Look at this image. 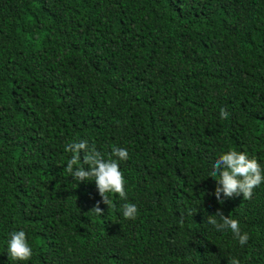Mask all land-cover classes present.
Returning a JSON list of instances; mask_svg holds the SVG:
<instances>
[{
  "label": "trees",
  "instance_id": "16d2710c",
  "mask_svg": "<svg viewBox=\"0 0 264 264\" xmlns=\"http://www.w3.org/2000/svg\"><path fill=\"white\" fill-rule=\"evenodd\" d=\"M80 138L127 148L125 198L65 173ZM229 148L264 166V0H0V264H264V182L212 194ZM20 227L24 262L4 252Z\"/></svg>",
  "mask_w": 264,
  "mask_h": 264
},
{
  "label": "clouds",
  "instance_id": "9594fccd",
  "mask_svg": "<svg viewBox=\"0 0 264 264\" xmlns=\"http://www.w3.org/2000/svg\"><path fill=\"white\" fill-rule=\"evenodd\" d=\"M218 115L225 118L228 112L224 107H220ZM63 147L66 153H70L63 163V170L73 182L94 181L105 204L108 203L106 193H116L121 198L126 197L125 179L118 161L128 158L127 148L112 144L105 153L84 138L70 140ZM208 176L215 180L212 194L218 203L234 194H242V197L247 199L251 197L253 188L264 182V166L246 152L229 148L219 152L211 160ZM92 209L97 214L102 211L99 207ZM119 211L122 217L133 219L137 215V205L123 199ZM206 219L208 224L217 230H230L232 237L240 245L246 244L249 239V233L241 229L239 221L232 216L224 215L219 209L207 215ZM4 244V252L13 261H28L33 255V248L23 227L10 230ZM230 264H240V262L236 257H232Z\"/></svg>",
  "mask_w": 264,
  "mask_h": 264
}]
</instances>
